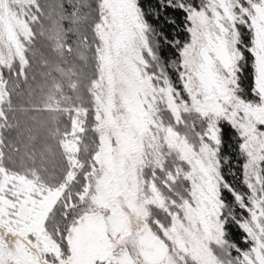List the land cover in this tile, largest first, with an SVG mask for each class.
Returning <instances> with one entry per match:
<instances>
[{"label": "snow or ice", "instance_id": "snow-or-ice-1", "mask_svg": "<svg viewBox=\"0 0 264 264\" xmlns=\"http://www.w3.org/2000/svg\"><path fill=\"white\" fill-rule=\"evenodd\" d=\"M0 264H264V0H0Z\"/></svg>", "mask_w": 264, "mask_h": 264}, {"label": "trees", "instance_id": "trees-1", "mask_svg": "<svg viewBox=\"0 0 264 264\" xmlns=\"http://www.w3.org/2000/svg\"><path fill=\"white\" fill-rule=\"evenodd\" d=\"M59 2H60V0H41L42 4H49V5H56ZM64 2L67 3V0H64ZM182 23H183L182 14H177V26H172L171 28L167 29V31L169 32V35L171 37L180 39L183 42L184 40L187 39V34L183 31V29L181 27L178 26V25H181ZM63 24H64L65 27L68 26V22L67 21H64ZM70 37L71 38H70L69 42L71 43L72 40L75 39V37L72 36L71 34H70ZM73 47H75V44H73ZM45 51H47V49H45ZM165 54L170 56V57H174L175 56V52L174 51H171V52L166 51ZM69 59L73 60L74 58L70 57ZM74 62L80 63L78 60H74ZM242 86L245 87V88H250V86H251V78H250V76L248 74H246L245 78L243 79ZM225 132H226V136H225L226 142L231 141V144H232V148H230L229 151L231 153V158L233 159V171H236V175H237V177H239V175H240V173L238 171L239 166L235 163V160L238 159V157H237L235 151L233 150L234 145H235V137H233L231 135V129H229L227 126L225 127ZM229 178H230V180H232V182L234 184H236L238 187H241V185L239 183V180L232 178L231 172L229 173ZM233 232H234V237L233 238L238 243H240V233H238L235 229H233Z\"/></svg>", "mask_w": 264, "mask_h": 264}, {"label": "flooded vegetation", "instance_id": "flooded-vegetation-1", "mask_svg": "<svg viewBox=\"0 0 264 264\" xmlns=\"http://www.w3.org/2000/svg\"><path fill=\"white\" fill-rule=\"evenodd\" d=\"M241 246H243V245L241 244Z\"/></svg>", "mask_w": 264, "mask_h": 264}]
</instances>
